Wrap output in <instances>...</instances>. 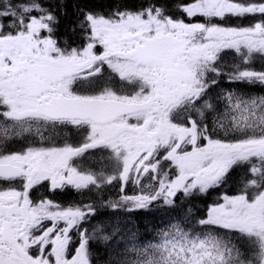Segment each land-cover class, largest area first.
<instances>
[{
  "label": "snow or ice",
  "instance_id": "1",
  "mask_svg": "<svg viewBox=\"0 0 264 264\" xmlns=\"http://www.w3.org/2000/svg\"><path fill=\"white\" fill-rule=\"evenodd\" d=\"M0 264H264V0H0Z\"/></svg>",
  "mask_w": 264,
  "mask_h": 264
},
{
  "label": "trees",
  "instance_id": "2",
  "mask_svg": "<svg viewBox=\"0 0 264 264\" xmlns=\"http://www.w3.org/2000/svg\"><path fill=\"white\" fill-rule=\"evenodd\" d=\"M216 193L213 192L210 196H208L207 198H202L201 200L197 201L198 206H200L201 208H203L205 203H211V201L213 199L216 198ZM153 218L148 216V217H142L141 218V223L142 224H148L149 226L151 225Z\"/></svg>",
  "mask_w": 264,
  "mask_h": 264
},
{
  "label": "flooded vegetation",
  "instance_id": "3",
  "mask_svg": "<svg viewBox=\"0 0 264 264\" xmlns=\"http://www.w3.org/2000/svg\"><path fill=\"white\" fill-rule=\"evenodd\" d=\"M76 199H78V197H76L75 194L72 192H68V193L58 197V200L60 202H72Z\"/></svg>",
  "mask_w": 264,
  "mask_h": 264
},
{
  "label": "rangeland",
  "instance_id": "4",
  "mask_svg": "<svg viewBox=\"0 0 264 264\" xmlns=\"http://www.w3.org/2000/svg\"><path fill=\"white\" fill-rule=\"evenodd\" d=\"M131 190V189H130Z\"/></svg>",
  "mask_w": 264,
  "mask_h": 264
}]
</instances>
